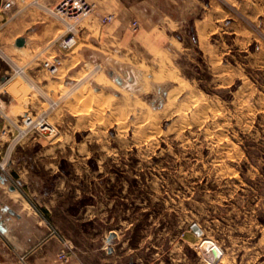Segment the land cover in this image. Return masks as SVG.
Here are the masks:
<instances>
[{
    "label": "rangeland",
    "instance_id": "1",
    "mask_svg": "<svg viewBox=\"0 0 264 264\" xmlns=\"http://www.w3.org/2000/svg\"><path fill=\"white\" fill-rule=\"evenodd\" d=\"M11 1L0 15V163L14 161L9 180L20 195L38 210L29 180L46 181L55 195L47 221L60 236L112 231L111 243L149 264H264V0H126L149 22L131 25L144 41L118 55L100 42L114 16L93 24L95 1L86 0L94 12L70 50L59 47L56 3ZM150 4L161 31L155 49L141 36ZM22 9L38 19L34 31L48 27L33 38L48 107L40 92L23 101L21 77L10 71L27 63L14 59L4 34L14 29L5 19ZM49 56L55 73L43 66ZM26 108L64 137L14 140ZM23 158L35 166L22 169ZM26 173L28 188L17 181Z\"/></svg>",
    "mask_w": 264,
    "mask_h": 264
},
{
    "label": "crops",
    "instance_id": "2",
    "mask_svg": "<svg viewBox=\"0 0 264 264\" xmlns=\"http://www.w3.org/2000/svg\"><path fill=\"white\" fill-rule=\"evenodd\" d=\"M6 1L7 0H0V15ZM57 1L58 0H48V2L52 4ZM93 1L96 2L97 6V10L92 17L93 21L91 20L93 24L98 22L97 24L100 26V18L104 15L112 14L114 16V21L101 29L100 42H108L110 46L115 47V55L120 54L123 49L130 48L131 44L135 45V41H144L143 37L139 39L140 36H133V33H131L132 22H136L141 26L149 22L148 20V22L145 21V23H142L141 17L143 16L141 15L140 18H137L135 15L136 9H142V7L133 6L126 0ZM153 9L151 4L149 6L147 5V14H145L144 18L150 19V29L144 31V34L141 33V36L147 35L148 38H150L148 40L150 45L152 44V47L155 49L158 40L154 35L159 34L161 31L159 30V24H157V22H151L153 19ZM27 10L28 9H24V11L23 9L18 10L14 19H5L6 26L9 27L13 25L14 29L11 30L7 28L4 32V34L12 39L13 46L16 39L20 37L25 38V45L22 48H16L14 46V51L12 53L15 56L14 59L18 63H27L21 66L16 63H14V65L11 64L15 67L13 68L12 66L10 70L12 74L20 75L21 77L18 82L19 85L23 87V101H31L33 95L40 92V87L38 86V78L40 73H42L40 61H38L40 54L37 50V42L33 38L39 37V31H48L47 26H40L39 31H34L33 28L39 25L38 22H36L38 19L34 18L33 14L31 17H28L29 12ZM1 17L3 18V15H1ZM209 17H212V15ZM209 17L206 16L199 22H209ZM163 22H165L167 26H172L174 24L171 20ZM31 26L33 28H31ZM164 29L166 31L168 30V28ZM166 31H164V34H166ZM91 36L93 35L90 34L89 37ZM159 37L161 36L159 35ZM172 40L170 39L171 42ZM52 58L53 57L49 56L45 58L44 61ZM8 61L13 63L9 58ZM16 70H21V74H16ZM109 75L111 76L112 73ZM114 82L120 87L124 84L120 78H114ZM3 84L7 86L8 82L5 81ZM39 97L47 107L53 102L49 98V94L44 91L40 92ZM28 110L30 109H23L24 115H31V112H28ZM62 137L64 136L60 135L58 131L57 135L54 136L38 135L29 137L26 140L30 138L34 140L43 138L50 141H60ZM50 150L55 149L54 147H50L47 149V152H50ZM21 160L18 166L24 170H28L29 167L31 170L32 164L35 166V163L27 162L28 160H25V158ZM1 165H4L3 169L0 167V176L4 179V182L0 181V264H19L14 251L24 256L28 264H61L58 259L61 241L59 237L52 234V225L47 221L54 211V190L49 189L46 181L38 178H30L29 181L33 187L30 196L37 203V206H39L37 210L31 202L22 197L10 184V171L14 165V161L7 160L6 162L5 160L0 163V166ZM43 169L47 170L46 165ZM28 177L26 173L25 177H19L17 179L21 187L28 188ZM36 210L39 212H36ZM112 233V231H109L105 236H91L80 231L76 236H69V234L66 233L67 238L63 237V239H65L69 245V264H149V259L147 258V260H145L144 253L140 255V253H133L130 249L129 251H125V244L117 248L118 242L108 243L107 238Z\"/></svg>",
    "mask_w": 264,
    "mask_h": 264
},
{
    "label": "built area",
    "instance_id": "3",
    "mask_svg": "<svg viewBox=\"0 0 264 264\" xmlns=\"http://www.w3.org/2000/svg\"><path fill=\"white\" fill-rule=\"evenodd\" d=\"M13 3L7 0L3 8L10 9ZM51 14L64 25V33L61 35L60 49L70 50L75 47L78 37V26L88 16L94 12V5L88 3L86 0H58L53 8L50 10ZM113 16H107L102 19V24L110 23ZM132 30L136 31L138 25L136 22L132 23ZM43 66L50 73H55L58 70L59 62L45 61ZM16 74H21V70H17ZM16 136L14 140L24 139L26 137L46 135L54 136L56 129L48 122L45 113L32 116L29 114L23 115L17 126H15ZM36 212H39L36 210ZM52 234H55L60 239V250L58 252V259L61 264H69L70 250L69 245L57 231L51 227ZM14 254L19 264H28L24 256L19 255L14 251Z\"/></svg>",
    "mask_w": 264,
    "mask_h": 264
},
{
    "label": "water",
    "instance_id": "4",
    "mask_svg": "<svg viewBox=\"0 0 264 264\" xmlns=\"http://www.w3.org/2000/svg\"><path fill=\"white\" fill-rule=\"evenodd\" d=\"M25 45V38L23 37H20L18 39L15 40V43H14V46L16 48H22L23 46ZM0 181L1 182H4V179L0 176ZM192 230L193 232L196 234V235H200V231L198 230V228L196 226H193L192 227ZM115 238V234L112 233L111 235H109V237L107 238V242L108 243H111L112 242V239Z\"/></svg>",
    "mask_w": 264,
    "mask_h": 264
},
{
    "label": "bare ground",
    "instance_id": "5",
    "mask_svg": "<svg viewBox=\"0 0 264 264\" xmlns=\"http://www.w3.org/2000/svg\"><path fill=\"white\" fill-rule=\"evenodd\" d=\"M47 62H49V61L47 60ZM16 71H17V70H16ZM200 101H201V100H200ZM202 243H203V245H205V246L208 245V246H209V249L211 248L210 242H208V240H207V241L205 240V241H203ZM215 249H216V248H215ZM213 251H214V250H213ZM216 251L218 252L219 250L216 249L215 252H216Z\"/></svg>",
    "mask_w": 264,
    "mask_h": 264
}]
</instances>
